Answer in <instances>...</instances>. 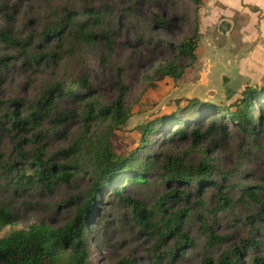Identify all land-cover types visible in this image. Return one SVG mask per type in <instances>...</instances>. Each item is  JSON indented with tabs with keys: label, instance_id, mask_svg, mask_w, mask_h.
<instances>
[{
	"label": "rangeland",
	"instance_id": "rangeland-1",
	"mask_svg": "<svg viewBox=\"0 0 264 264\" xmlns=\"http://www.w3.org/2000/svg\"><path fill=\"white\" fill-rule=\"evenodd\" d=\"M247 1L253 6L245 0H203L199 7L193 0H137L135 5L144 20L154 12L171 19L166 30L148 29L147 45L135 42L132 31L122 32L112 53L101 43L84 45L66 37L53 40L48 48L61 52L59 61L39 66H27L18 49H9L0 40V65L5 66L0 73V113L17 110V116L22 118L29 106L56 84L70 85L82 92L85 88L76 87L75 83L85 78L90 87L79 100L56 95L54 112H72L56 133L52 132L56 117H48L37 128L25 123L26 131L19 135L14 128L9 132L3 129L11 123L6 117L0 119L5 120L0 125V207L12 215L10 224L0 225V237L16 229H28L32 224L56 227L68 221L81 195L91 185L95 150L109 135L113 151L128 154L139 144L136 126L167 113L175 102L185 104L188 99L198 98L227 106L241 96L246 85H264V0ZM56 6L57 2L22 0L19 12L14 14V29L24 35L33 29L40 31L53 18L51 8ZM2 11L0 7V30L6 26ZM196 23L201 33L196 59L188 62L179 58L183 66L179 79L165 77L152 84L156 67L172 57L165 41L180 42ZM36 49L39 52L42 47ZM6 57L10 59L5 60ZM119 76L127 87L125 106L129 117L125 123L116 125L105 117L108 114L85 119L86 103L92 99H97L102 108L116 102ZM13 100L18 103H12ZM252 114L254 122L261 117L263 127L254 139L228 121L224 125L231 132L229 137L214 133L196 148L191 147L187 137L164 140L156 132L149 134L147 151H153L156 158L148 183L131 186L121 193L122 198L107 187L100 189L95 215L86 233L87 264H115L121 259L138 264H220L221 254L232 257L234 248L242 251V264H264L253 260L254 256L264 258V190L256 199L241 200L244 187L258 190L264 186V106L260 104V111L255 106ZM34 134L37 138L32 140ZM45 136L42 143L35 144L34 140ZM19 139L21 144H17ZM75 142L80 143V151L70 160L82 169L67 185L58 184L48 192L38 184L12 183L14 168H25L24 161L31 162L37 146L45 159ZM172 157L184 158L189 168L204 160L209 162L214 167L211 178L221 188L210 185L198 195L194 183L165 180L163 175L172 169ZM61 161L64 160L56 159L57 163ZM33 167L35 164L28 172ZM174 189L189 191L188 200L171 194ZM219 191L226 193L230 203L212 212ZM199 199L203 206H199ZM130 200L152 211L150 223L157 225V233L152 234V227L139 222ZM178 210L190 214L182 223L183 232L193 241L191 245L178 242L174 234L176 223L182 219L175 216ZM160 233L165 236L158 242ZM251 242H256L257 247L251 249ZM206 259L210 261L205 262Z\"/></svg>",
	"mask_w": 264,
	"mask_h": 264
},
{
	"label": "trees",
	"instance_id": "trees-1",
	"mask_svg": "<svg viewBox=\"0 0 264 264\" xmlns=\"http://www.w3.org/2000/svg\"><path fill=\"white\" fill-rule=\"evenodd\" d=\"M24 1L26 3L57 2V6L51 8L53 18L49 19V22L40 31L33 29L24 35L14 29L16 21L14 14L19 12L22 0L21 2L19 0H0V7L3 8L2 18L6 22V26L0 30V40L9 49H18L19 53L23 54V61L27 66H39L48 61L51 63L59 61L61 52L48 49L52 41L56 39L63 40L69 37L73 41L84 45L98 42L109 53H112L119 44L122 32L132 31L135 42L147 45L150 42L148 29L166 30L171 23V19H164L157 12L152 13L148 20H144L135 5L137 0ZM202 1L193 0L196 7H199ZM200 34L199 25L196 23L191 33L180 42L165 41V46L172 57L156 67L151 78L152 84L163 80L165 77L176 80L182 76L183 66L178 59L184 58L188 62L196 59ZM37 47H42V50L36 51ZM6 59L9 60L10 58L6 57ZM2 67L5 66L0 65V73ZM75 86L84 87L85 90L80 92L70 85L63 86L60 84L45 90L29 106V112L22 118L17 116V110L0 113V119L6 117L11 123L8 128L3 129L9 132L14 128L19 135L21 134L20 131H26L25 123L37 128L48 117L52 116L56 117L55 122L53 120L52 132H58L59 126L62 125L65 119L70 118L72 112H54L57 97L69 96L79 100L85 96L90 88L85 78L77 81ZM116 86L119 90L116 102L102 108L97 99H92L91 102L86 103L85 119L94 120L99 115L108 114L105 117L116 125L125 123L129 117L125 106L127 87L123 84L120 76L116 80ZM54 89L57 91L55 94H53ZM56 95L58 96L56 97ZM12 103L16 104L18 102L13 100ZM1 104L3 103L0 101ZM260 104L264 106V85H246L241 96L227 106H220L213 100L202 101L198 98L188 99L185 104L177 101L167 113L157 114L152 119L136 126L135 129L140 135L139 144L128 154H116L112 149L110 140H108L109 135L104 139L106 140L104 144L95 150L91 185L81 195L78 200L79 204L75 207L71 218L60 226L54 227L43 223L32 224L28 229H16L0 237V264H87L86 233L95 215V205L98 201L100 189L107 187L111 189L110 192L114 195L122 198L121 193L128 191L131 186L148 183L149 174H151L150 171L156 158L153 151H147L149 148V134L156 132L163 135L164 140L187 137L191 147L196 148L214 133H218L221 138L229 137L231 132L224 125L228 121V124L234 126L243 135L254 139L257 132L263 131L261 117L259 116L258 120L254 122L252 114L255 106H258V111H260ZM4 122L5 120H0V125ZM46 137L40 141L34 140L35 144L42 143ZM36 138V134L31 136L32 140ZM18 143L21 144L20 139ZM79 151L80 143L75 142L70 147L59 149L44 159L42 158L43 150L37 146L31 157V162L24 161L25 168H14L15 172L11 176V179L14 178L12 183L38 184L48 192H51L58 184L67 185L77 175L78 170L82 169L80 164L70 160ZM18 153L20 157L26 159L22 152ZM58 158L64 161L57 163L56 159ZM169 160L172 169L168 174L163 175L165 180L173 179L194 183L198 195H201L202 191L210 185L221 188L218 182L211 178L214 167L209 162L204 160L198 166L189 168L182 157H172ZM69 163H72V166ZM32 164H35V167H33L32 172H28L32 169ZM263 190L264 186L262 185L258 187V190L244 187L241 200L245 198L256 199L257 194L262 193ZM188 193L189 191H178L176 189L171 191V194H176V196L185 200H188ZM130 201L139 222L152 227V234L157 233V225L150 223V218L153 216L152 211H147L136 200ZM228 203H230V200L226 193L219 191L218 202L210 211L215 212L217 209L222 208V205ZM198 204L203 206L204 202L199 199ZM182 210L175 213L176 217L182 219L176 223L174 234H176L178 242L191 245L193 241L186 232H183L184 224L182 223L190 214ZM162 212L164 213L165 210H162ZM11 222L12 215L10 211L0 207V225L10 224ZM164 236L165 233H160L157 238L158 242L162 241ZM211 238L221 240L216 236H211ZM249 246L254 249L257 247V243L251 242ZM233 252L232 257L225 253L221 254L220 264H242L240 260L242 251L234 248ZM170 256L173 257L174 253H170ZM207 260L209 259H206L205 262ZM253 260L259 263L264 262V258L258 256H254ZM115 264L138 263L135 260L121 259Z\"/></svg>",
	"mask_w": 264,
	"mask_h": 264
},
{
	"label": "crops",
	"instance_id": "crops-1",
	"mask_svg": "<svg viewBox=\"0 0 264 264\" xmlns=\"http://www.w3.org/2000/svg\"><path fill=\"white\" fill-rule=\"evenodd\" d=\"M245 3H247L248 5L253 6V4H252V3H249L247 0H245ZM254 6H255V7H258V6H256V4H255Z\"/></svg>",
	"mask_w": 264,
	"mask_h": 264
}]
</instances>
